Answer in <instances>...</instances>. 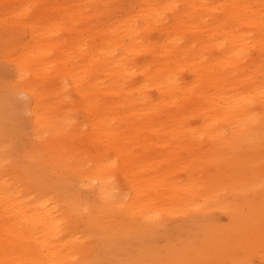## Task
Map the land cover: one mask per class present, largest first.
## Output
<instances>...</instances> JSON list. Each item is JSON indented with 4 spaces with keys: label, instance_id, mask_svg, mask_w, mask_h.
<instances>
[{
    "label": "bare ground",
    "instance_id": "bare-ground-1",
    "mask_svg": "<svg viewBox=\"0 0 264 264\" xmlns=\"http://www.w3.org/2000/svg\"><path fill=\"white\" fill-rule=\"evenodd\" d=\"M261 3L0 0V262L264 264Z\"/></svg>",
    "mask_w": 264,
    "mask_h": 264
},
{
    "label": "snow or ice",
    "instance_id": "snow-or-ice-1",
    "mask_svg": "<svg viewBox=\"0 0 264 264\" xmlns=\"http://www.w3.org/2000/svg\"><path fill=\"white\" fill-rule=\"evenodd\" d=\"M159 7V6H154ZM165 9H177L176 14L179 15V5L176 4H166L163 6ZM223 7H238L236 5H224ZM248 7V6H244ZM33 8V5H27L25 7L26 11H30ZM159 15V14H158ZM256 17H252L255 19ZM259 22L261 24V44L264 46V3L260 5V15H259ZM247 53L244 49H237L236 56L242 57L245 56ZM264 71V69H262ZM260 96L264 98V84L261 85L260 88ZM87 102V101H86ZM249 144L254 146L255 141L253 139L248 140ZM259 147L262 155V163H264V119L261 121V128H260V136H259ZM238 195H240L243 199L247 201V205L245 207V212L249 213V223L254 226V222L256 221L257 217L259 219V226H260V237L261 242L264 243V178L261 179L259 185H250L243 188L236 189ZM250 206V207H249ZM87 211V209H85ZM50 229H54L55 225L47 226ZM51 231L49 235H51ZM38 243H54L53 240H49L45 237L43 240L37 238ZM0 264H4V262H0ZM44 264H63L60 261H48L44 262ZM184 264H241V262L237 261H225V260H218L213 258L207 259H193L190 261L184 262Z\"/></svg>",
    "mask_w": 264,
    "mask_h": 264
},
{
    "label": "rangeland",
    "instance_id": "rangeland-1",
    "mask_svg": "<svg viewBox=\"0 0 264 264\" xmlns=\"http://www.w3.org/2000/svg\"><path fill=\"white\" fill-rule=\"evenodd\" d=\"M2 72H3V71H2ZM2 72H0L1 76H3V75H2ZM5 74H6V72L4 73V75H5ZM6 76L8 77V74H6ZM257 77L260 78V80H261V85L264 84V76H259V75H258ZM254 104H255V107L258 108L259 103H258L257 101H255ZM219 216H220L219 218L221 219V222H222V223H225V222H226V217H225L223 214H220Z\"/></svg>",
    "mask_w": 264,
    "mask_h": 264
}]
</instances>
